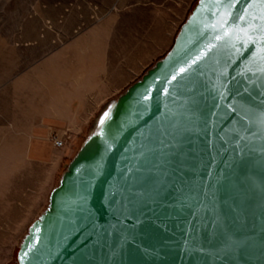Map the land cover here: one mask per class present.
Wrapping results in <instances>:
<instances>
[{
	"label": "water",
	"instance_id": "water-1",
	"mask_svg": "<svg viewBox=\"0 0 264 264\" xmlns=\"http://www.w3.org/2000/svg\"><path fill=\"white\" fill-rule=\"evenodd\" d=\"M217 11L198 0L101 117L18 264H264V53L216 40Z\"/></svg>",
	"mask_w": 264,
	"mask_h": 264
},
{
	"label": "crops",
	"instance_id": "crops-1",
	"mask_svg": "<svg viewBox=\"0 0 264 264\" xmlns=\"http://www.w3.org/2000/svg\"><path fill=\"white\" fill-rule=\"evenodd\" d=\"M47 58L14 82L16 118L0 116V137L6 138L0 152V249L11 250L7 257H12L57 188L70 141L67 138L64 148L55 149L51 133L67 132L76 139L85 135L106 104L137 75L135 68L121 69L112 51L63 49ZM13 119L16 125L9 123ZM8 138L18 142L19 160H10ZM11 167L16 169L14 176L9 175ZM9 263L10 258L0 262Z\"/></svg>",
	"mask_w": 264,
	"mask_h": 264
},
{
	"label": "rangeland",
	"instance_id": "rangeland-1",
	"mask_svg": "<svg viewBox=\"0 0 264 264\" xmlns=\"http://www.w3.org/2000/svg\"><path fill=\"white\" fill-rule=\"evenodd\" d=\"M197 2L0 0V116L16 118L18 98L15 96L14 82L22 73L30 71L35 64L47 60L49 55L58 50L85 48L112 51L121 69L135 68L137 71L135 79L106 104L99 119L85 135L78 139L68 137V153L58 174L57 187L84 143L97 132L101 117L131 85L171 50L181 26ZM16 122V119L9 121L14 125ZM8 139H11L10 160H19L21 148L18 142ZM4 145L6 138L0 137V152L5 148ZM11 168L13 171L9 175H16V169ZM22 242L12 257H7L11 250L0 249V262L10 258L9 264H18L17 254Z\"/></svg>",
	"mask_w": 264,
	"mask_h": 264
},
{
	"label": "snow or ice",
	"instance_id": "snow-or-ice-1",
	"mask_svg": "<svg viewBox=\"0 0 264 264\" xmlns=\"http://www.w3.org/2000/svg\"><path fill=\"white\" fill-rule=\"evenodd\" d=\"M245 3V0H216V6L218 11L214 15H218L219 19L210 25L213 30H220L222 35H216V40L224 39L228 37L230 33L236 34V40L243 45L244 49H247L250 45H257L258 51L264 53V0H248L246 6L242 7L239 12H234L237 5ZM258 9V11H256ZM243 25V26H242ZM214 45H209V50ZM236 48V45H232ZM236 52L242 55L243 52L240 48H236ZM256 53H253V57ZM260 59L264 61V55H261ZM195 62V61H193ZM264 72V67L259 69ZM185 69H180V72H184ZM176 77L173 76V79ZM167 94V90H165ZM149 97H145L148 99ZM107 115V113L105 114ZM262 123H264V114H262ZM103 123V120L101 121Z\"/></svg>",
	"mask_w": 264,
	"mask_h": 264
},
{
	"label": "built area",
	"instance_id": "built-area-1",
	"mask_svg": "<svg viewBox=\"0 0 264 264\" xmlns=\"http://www.w3.org/2000/svg\"><path fill=\"white\" fill-rule=\"evenodd\" d=\"M68 138L67 132H57L51 133L49 139L52 142L55 149H62L66 146V139Z\"/></svg>",
	"mask_w": 264,
	"mask_h": 264
}]
</instances>
